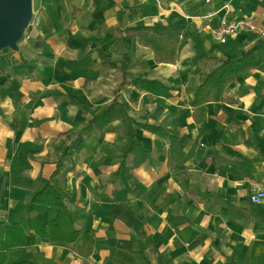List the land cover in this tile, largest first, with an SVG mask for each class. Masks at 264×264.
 <instances>
[{
    "label": "crops",
    "instance_id": "1",
    "mask_svg": "<svg viewBox=\"0 0 264 264\" xmlns=\"http://www.w3.org/2000/svg\"><path fill=\"white\" fill-rule=\"evenodd\" d=\"M224 6L231 21L260 31L220 43ZM33 12L25 45L0 54V221L17 220L32 193L50 182L75 228L93 232L95 245L88 258L78 242L38 245L22 259L264 264V205L251 202L264 191V0H33ZM147 26L184 28L175 64L156 63L132 38L104 51L116 31ZM249 53L252 67L226 88L225 101L204 105L197 122L191 101L203 63H184L200 56L238 61ZM137 79L159 80L171 96L141 91ZM115 99L137 123L161 126L193 150L183 170H170L168 140L139 128L148 158L133 168L116 121L86 139L54 176L61 147ZM37 218L46 224L54 216Z\"/></svg>",
    "mask_w": 264,
    "mask_h": 264
},
{
    "label": "trees",
    "instance_id": "2",
    "mask_svg": "<svg viewBox=\"0 0 264 264\" xmlns=\"http://www.w3.org/2000/svg\"><path fill=\"white\" fill-rule=\"evenodd\" d=\"M125 38L136 39L138 44L151 50L153 58L158 64H175L180 45L186 40L184 28L179 26H147L134 29L118 30L104 46L109 49ZM252 55L249 53L241 60L232 61L219 59L214 56H200L184 65L199 66L201 85L195 91L191 101L194 117L197 122L203 118L202 107L211 102H223L224 93L228 86L252 67ZM129 62L125 54L121 62V72L125 73V66ZM137 88L146 93L159 97L171 96L169 87L159 80H136ZM119 121L123 124V134L127 138V148L123 154L126 159L132 156L133 168L143 165L148 155L138 143L135 131L143 129L168 140L170 170H183L186 164L194 157L192 149L186 146L161 126L139 124L132 119L125 108L115 99L104 111L93 115L88 126L69 145L61 147L57 160L59 174L65 168V159L73 152L78 151L85 140L93 135H102L104 129ZM53 178V177H52ZM50 214L54 219L42 223L37 216ZM80 242L78 253L84 258L92 255L95 245L93 232H85L75 228L68 205L61 194L50 182L42 184L31 195L25 206L23 215L13 222L0 221V264H37L29 258L22 259V252L34 250L38 245H72Z\"/></svg>",
    "mask_w": 264,
    "mask_h": 264
},
{
    "label": "water",
    "instance_id": "3",
    "mask_svg": "<svg viewBox=\"0 0 264 264\" xmlns=\"http://www.w3.org/2000/svg\"><path fill=\"white\" fill-rule=\"evenodd\" d=\"M33 17V0H0V52L18 51Z\"/></svg>",
    "mask_w": 264,
    "mask_h": 264
},
{
    "label": "built area",
    "instance_id": "4",
    "mask_svg": "<svg viewBox=\"0 0 264 264\" xmlns=\"http://www.w3.org/2000/svg\"><path fill=\"white\" fill-rule=\"evenodd\" d=\"M224 12V16L220 20L219 26L216 30V37L218 41L222 44H225L230 38L235 36L236 34L240 33L241 31H252V32H259L260 30L257 29L255 25L251 22L246 20H239V21H231L228 17L229 14V7L224 6L221 11ZM264 36V32H261ZM251 202L254 205H264V191L256 193L251 197Z\"/></svg>",
    "mask_w": 264,
    "mask_h": 264
},
{
    "label": "rangeland",
    "instance_id": "5",
    "mask_svg": "<svg viewBox=\"0 0 264 264\" xmlns=\"http://www.w3.org/2000/svg\"><path fill=\"white\" fill-rule=\"evenodd\" d=\"M32 23H33V22H31V24H32ZM31 24H30V26L28 27V29L26 30L24 37L22 38V40H21L20 43L18 44V51H19L20 48H22V47L25 45L26 40H27V37L30 36V34H29V32H30V27L33 26V24H32V25H31ZM32 31H33V30H32ZM18 51H17V52H18ZM2 52H5V53H7V54H9V53H16V52H13V51H11V50H4V51H2ZM2 52H0V54H1ZM1 221H3V219H1Z\"/></svg>",
    "mask_w": 264,
    "mask_h": 264
}]
</instances>
